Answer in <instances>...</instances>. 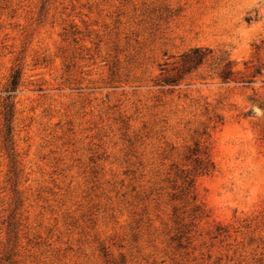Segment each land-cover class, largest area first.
<instances>
[{
    "label": "rangeland",
    "instance_id": "rangeland-1",
    "mask_svg": "<svg viewBox=\"0 0 264 264\" xmlns=\"http://www.w3.org/2000/svg\"><path fill=\"white\" fill-rule=\"evenodd\" d=\"M0 264H264V0H0Z\"/></svg>",
    "mask_w": 264,
    "mask_h": 264
},
{
    "label": "trees",
    "instance_id": "trees-1",
    "mask_svg": "<svg viewBox=\"0 0 264 264\" xmlns=\"http://www.w3.org/2000/svg\"><path fill=\"white\" fill-rule=\"evenodd\" d=\"M246 22L250 21L249 17H246L245 19ZM210 54V51L207 49H201V48H193L190 49L188 52L184 53L181 58H180V70L178 73H176L173 76L169 75H163L156 83L157 86L159 87H166V86H175L177 81L181 78V76L184 73H187L191 70L196 69L202 63L205 61V58ZM219 63H222V70L219 73V78L222 81H226L229 78L230 75V62L227 61L225 58L219 59ZM165 72V71H163ZM18 81H19V73L16 71L12 76L10 83L8 84V92L13 93L15 92L17 86H18ZM11 117H12V109L10 106H8V109L4 115V119L7 124V129L10 130V124H11ZM191 185V181L187 183V186L189 187Z\"/></svg>",
    "mask_w": 264,
    "mask_h": 264
}]
</instances>
